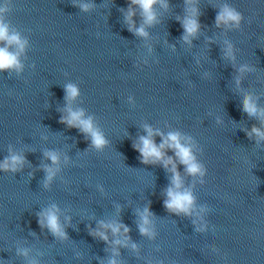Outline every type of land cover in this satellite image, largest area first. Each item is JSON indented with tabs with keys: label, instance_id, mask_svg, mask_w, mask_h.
I'll list each match as a JSON object with an SVG mask.
<instances>
[{
	"label": "clouds",
	"instance_id": "clouds-1",
	"mask_svg": "<svg viewBox=\"0 0 264 264\" xmlns=\"http://www.w3.org/2000/svg\"><path fill=\"white\" fill-rule=\"evenodd\" d=\"M11 0H3L0 4V43L4 46H0V71L15 70L20 72L23 65L20 62V55L24 52L27 45V40L22 39L18 32H10V25L5 20V14L10 11ZM185 4V15L183 18L177 16L176 19L180 22L183 28V35L181 39L184 43L191 45L192 40L197 38L200 30L201 23L199 16L201 15L200 9L197 7L198 0H184ZM157 5L167 10L169 4L167 0H128V8L124 13V21L128 26L129 32L137 37H142L145 40L148 39L149 33L146 30L148 27H152L159 23ZM74 6L79 7L82 11H89L94 7L91 3H79ZM139 9L142 23L139 27L136 26L134 17L136 16V9ZM123 12L124 10L121 9ZM243 19L242 14L237 11L234 7L229 4H224L218 11L215 18L216 27L222 25L228 28H240L241 21ZM227 43V42H226ZM15 45L16 51L10 50L11 46ZM174 47V46H173ZM149 51L151 47L149 46ZM226 58L235 61L233 52V45L227 43V47L224 50ZM249 66H241L239 71L244 73L245 71H251ZM237 85L240 81L237 79ZM65 99L69 105L71 101L75 100L79 95V89L74 84H67L65 86ZM242 110L247 113L249 117H256L261 125H264V108H260L252 95L246 94L242 100ZM67 115L61 116L60 123L67 125L69 128H77L81 133L84 134L86 139L90 138L91 147L97 151H102L108 144L103 132L94 124L91 116L85 117L83 109L73 110L70 106L66 109ZM145 132L147 135L139 137V142L133 144V148L140 154L141 163L145 165H156L160 164L163 168L171 173L170 184L165 189L164 195L166 198L163 201L165 209L169 213L175 215L190 216L195 207V197L192 191L184 187L183 178L178 171L177 161L182 164L187 174L201 178L200 182L204 183L203 177L206 174V168L203 164L198 162L193 149L195 144L192 142L191 137H184L180 132H169L167 136L159 131L154 132L153 129L144 125ZM154 135H160L162 142L157 145L153 139ZM246 135L249 139L253 136L256 138L257 144L264 141V127H257L253 125L250 131L246 130ZM188 142L185 143L184 141ZM165 149H171L175 158L168 156ZM44 155L51 161L52 165L57 167L44 166L46 173L43 186L48 188L51 181L59 171L60 154L57 151H46ZM65 162L67 158L65 157ZM26 159L23 154H17L9 149V155L5 157L3 162H0V171L16 173L21 171ZM204 211V209H201ZM59 209L53 205L37 214L38 223L40 227L47 228L48 231L56 238L60 240L67 239V233L60 221L58 215ZM139 217L138 228L142 235L149 238H154L156 235L154 227V214L150 211V208H144L143 211H137ZM67 219V218H66ZM195 223V221H194ZM123 228V234H127L130 230L126 225L119 222H108L101 221L99 227L95 230L90 229L91 235L109 243V237L106 234L107 229L111 230L113 236L121 235V229ZM104 229V230H101ZM198 231H204V227H198ZM130 237L127 235L123 236V239H115L111 241L114 245L127 246ZM136 245L132 244V248L135 250ZM115 255L119 253L113 249ZM18 254L27 256V250H18ZM108 264H118L116 259H109Z\"/></svg>",
	"mask_w": 264,
	"mask_h": 264
}]
</instances>
